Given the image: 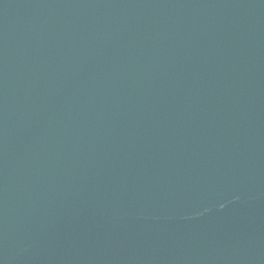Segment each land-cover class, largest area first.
Instances as JSON below:
<instances>
[{
	"label": "water",
	"instance_id": "1",
	"mask_svg": "<svg viewBox=\"0 0 264 264\" xmlns=\"http://www.w3.org/2000/svg\"><path fill=\"white\" fill-rule=\"evenodd\" d=\"M0 264H264V0H0Z\"/></svg>",
	"mask_w": 264,
	"mask_h": 264
}]
</instances>
